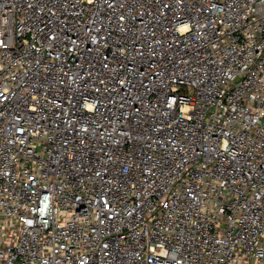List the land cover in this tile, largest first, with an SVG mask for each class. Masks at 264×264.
Instances as JSON below:
<instances>
[{"label":"built area","instance_id":"obj_1","mask_svg":"<svg viewBox=\"0 0 264 264\" xmlns=\"http://www.w3.org/2000/svg\"><path fill=\"white\" fill-rule=\"evenodd\" d=\"M0 264H264V0H0Z\"/></svg>","mask_w":264,"mask_h":264}]
</instances>
